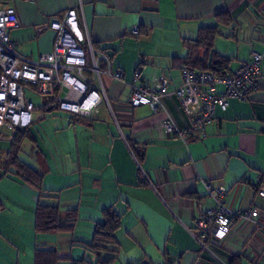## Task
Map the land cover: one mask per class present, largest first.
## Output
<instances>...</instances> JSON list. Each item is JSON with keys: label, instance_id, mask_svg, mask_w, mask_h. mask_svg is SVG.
Here are the masks:
<instances>
[{"label": "crops", "instance_id": "obj_1", "mask_svg": "<svg viewBox=\"0 0 264 264\" xmlns=\"http://www.w3.org/2000/svg\"><path fill=\"white\" fill-rule=\"evenodd\" d=\"M9 7L19 20L9 36L20 54L36 59L49 52L56 36L49 18L74 8L97 49L124 76L103 77L113 115L104 104L91 119L67 113L51 145L41 149L34 134V141L22 142L19 158L42 170V187L57 195L41 202L57 203L62 214L76 211L71 231L34 230L38 192L13 167L4 173L15 129L0 126V264H33L36 247L55 249L64 258L60 264H71L70 259L94 264L113 254L109 264H264V233L249 226L238 224L219 244L207 243L206 248L192 234L197 233L199 211L215 206L206 183L226 189L230 208L256 206L264 212V198L256 193L264 183V0H0V9ZM133 26H138L139 37L130 34ZM214 26L211 49L201 48L198 56L204 62L212 52L224 56L227 67L217 72L227 73L252 52L261 53L257 87L246 100L230 98L228 108L217 107L205 138L184 142L165 132L162 122L169 115L179 127L189 124L174 94L188 55L184 41L195 39L200 28ZM136 69L144 85L159 74L169 81L156 114L146 105L129 104ZM108 114L113 125L98 118ZM25 141L32 145L35 166L21 157ZM106 207L120 216L117 245L109 247L116 252L96 254L83 245L91 241Z\"/></svg>", "mask_w": 264, "mask_h": 264}, {"label": "built area", "instance_id": "obj_2", "mask_svg": "<svg viewBox=\"0 0 264 264\" xmlns=\"http://www.w3.org/2000/svg\"><path fill=\"white\" fill-rule=\"evenodd\" d=\"M18 26L13 7L0 9V126L25 128L32 123L35 107L26 97L27 87L42 96V110L57 108L74 117L91 119L104 104L113 115L103 77L122 80L123 71L113 70L111 58L94 47L84 19H79L74 8L49 18L48 26L56 36L51 50L36 59L16 51V42L10 38L9 30ZM130 34L139 37L138 26H133ZM99 60L104 62L103 67ZM261 61L262 54L254 51L248 61L239 62L236 68L221 74L182 66L181 84L174 94L189 116V124L179 127L168 115L162 122L165 132L184 142L205 138L206 126L217 107L228 108L230 98L244 101L257 87ZM141 80V72L136 69L129 83V104L146 105L156 114L162 109V98L168 94L169 81L164 74L155 76L150 85H144ZM218 86L222 87L221 91ZM205 186L215 206L200 210L195 219L197 233L192 234L201 246L219 244L238 224L251 227L255 233H264V212L258 207L246 211L230 208L224 187L214 188L209 183ZM256 193L264 198V183L257 186ZM244 253H248L246 246ZM213 256L215 261H222L216 254Z\"/></svg>", "mask_w": 264, "mask_h": 264}, {"label": "trees", "instance_id": "obj_3", "mask_svg": "<svg viewBox=\"0 0 264 264\" xmlns=\"http://www.w3.org/2000/svg\"><path fill=\"white\" fill-rule=\"evenodd\" d=\"M221 15L229 21L225 12ZM216 32L217 26L200 28L195 39L184 41V44L188 49V55L185 58L183 66L194 69L198 68V70H207L214 74H221L220 72H217V70L227 67V59L224 56L212 52L209 62H204L201 57L198 56V52L201 48L208 51L211 49ZM93 45L97 48L96 44L93 43ZM14 129L15 132L10 140V146L2 165L4 173L9 172L10 167H13L14 174L38 192V202L34 215V230L36 232L71 231L76 221V211L71 209L67 210L65 214H62L57 203H42L41 199L47 195H51L54 198H57V195L48 194L51 192L42 187V170L32 168L19 158L22 142L25 139L32 141L35 140L31 129L29 126ZM102 216V221L97 223L94 228L91 241L85 243L83 246L90 252L96 254L100 251H110L111 253H115L116 250L109 247L117 245L115 232L120 226V216L111 207L104 208L102 210ZM114 257L115 255L113 254L107 260L98 259L94 264H109ZM62 259L64 258L53 248L36 247L34 249L33 264H60ZM70 262L71 264H91L84 259L77 261L70 259ZM229 264H232L231 261H229Z\"/></svg>", "mask_w": 264, "mask_h": 264}, {"label": "rangeland", "instance_id": "obj_4", "mask_svg": "<svg viewBox=\"0 0 264 264\" xmlns=\"http://www.w3.org/2000/svg\"><path fill=\"white\" fill-rule=\"evenodd\" d=\"M26 97L29 98L33 104L35 109L33 110V122L29 125L30 129L32 130L33 134L37 138L38 146L42 149L44 145H51L54 141L53 136L55 132H61V128L65 125L67 122V113L64 111H61L57 108L52 109L51 111H43L42 106V96L33 89L26 88ZM103 116H99V120L102 119L107 123H110L113 125V122L111 117L108 115H105V117L101 118ZM96 122H100V121ZM32 145L30 142L25 141L23 150L21 152V157L26 160L31 165L35 166L34 157L31 152ZM71 194V193H69ZM67 196L68 193H66ZM43 201V199L41 200ZM41 234V235H40ZM38 233L37 235V241L40 243L42 242V233Z\"/></svg>", "mask_w": 264, "mask_h": 264}, {"label": "water", "instance_id": "obj_5", "mask_svg": "<svg viewBox=\"0 0 264 264\" xmlns=\"http://www.w3.org/2000/svg\"><path fill=\"white\" fill-rule=\"evenodd\" d=\"M48 109H51V108H48Z\"/></svg>", "mask_w": 264, "mask_h": 264}]
</instances>
